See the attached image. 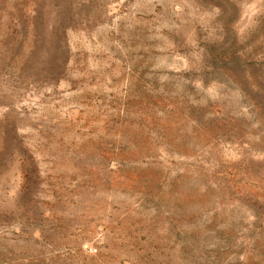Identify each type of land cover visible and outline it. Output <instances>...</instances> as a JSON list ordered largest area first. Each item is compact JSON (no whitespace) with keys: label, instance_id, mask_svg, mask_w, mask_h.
<instances>
[{"label":"rangeland","instance_id":"obj_1","mask_svg":"<svg viewBox=\"0 0 264 264\" xmlns=\"http://www.w3.org/2000/svg\"><path fill=\"white\" fill-rule=\"evenodd\" d=\"M0 264H264V0H0Z\"/></svg>","mask_w":264,"mask_h":264}]
</instances>
